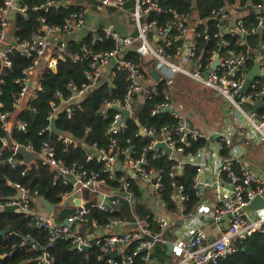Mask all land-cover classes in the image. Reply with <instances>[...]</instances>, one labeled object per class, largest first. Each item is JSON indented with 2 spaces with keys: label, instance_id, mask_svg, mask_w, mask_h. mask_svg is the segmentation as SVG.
Listing matches in <instances>:
<instances>
[{
  "label": "built area",
  "instance_id": "obj_1",
  "mask_svg": "<svg viewBox=\"0 0 264 264\" xmlns=\"http://www.w3.org/2000/svg\"><path fill=\"white\" fill-rule=\"evenodd\" d=\"M19 1L4 0L0 6V83L5 71L11 67L12 53L30 61L22 70L21 76L15 80L19 93L14 99V108H22L25 103L37 97L42 90L40 82L36 79L38 71L45 68L56 72L59 59L69 58L75 64L86 65L83 73L87 81L79 85L69 83L68 98L57 94L60 102L51 103L49 123L41 131L48 133L49 138L42 142L39 151L31 145L14 143L11 136L12 124L6 121L8 114L0 112L4 133L0 142L2 148L11 146L13 152L7 160L10 167L18 166L19 163L13 156L22 148L38 157V162L53 172L54 179L61 180L65 185L71 184V192L62 194L58 204L59 207L74 210L64 220L68 223L56 224L53 218L55 207L51 215L47 214L42 208L41 199L30 196L27 189L17 184L12 186L15 188V194L21 192V199H1L0 210L15 208L17 212L29 218L34 227L46 231L49 238L46 247H51L58 239H66L78 252L97 247L108 256L110 252L116 251L117 257H125L122 264H131L133 257L138 255L141 256L143 264H151L154 247L167 243L172 244L170 254L176 258L174 264H214L219 259L233 254L237 242H242L255 232H264V206L257 210L248 209V205L257 196L263 195L264 180L261 175L264 174V167L256 173L244 163L256 147L260 144L264 146V54L258 53L256 48H251L245 40L249 35L258 34L259 28H263L264 33V0H260L258 4H253V0L242 4L236 0L213 9L211 17L217 21L213 36L217 39V45L224 51L220 54L218 50L206 58L196 56L195 37L203 35L207 38V31L203 28L201 34L195 32L194 36H189L190 31L194 30L193 24L200 23L197 16L194 13H178L173 8H164L162 3L166 0H83L78 10L72 7L73 10L61 25L48 26L42 20V32L34 33L30 39L22 41L12 36L10 24L16 12L22 13L25 18L28 17L27 7L20 6ZM73 2L74 0H43L40 7L44 10L56 7L69 11ZM249 6L257 11L256 26L245 28L239 17L233 26L227 24L230 15H237L240 9ZM107 11L123 16L131 33L121 34L112 27L100 26L88 31L90 40L87 43L80 41L78 51L71 53L64 39L66 35L84 30L91 14ZM161 16L166 18L161 21L158 19ZM229 37H237L235 44L240 50L231 48ZM104 40H109L111 49L94 51L93 48ZM130 53L135 54L141 63L130 60ZM252 57H255L253 65H257L258 73L244 90L246 74L253 67L248 66V60ZM215 60L218 62L214 68ZM118 73L125 75V92L121 98L104 100L100 109L104 118L107 110H115L107 130L108 135L118 134L126 127L129 118L137 120L136 116H133L134 102L139 99L150 100L155 93L158 95V84L162 87L159 102L151 114L167 113L175 119V124L165 125L157 130L140 128L139 135L150 140L139 151L135 150V146L126 149L113 146L108 149L94 148L87 160L94 158L100 163L107 178H102L95 172H87L82 166L67 167L56 158L52 136L57 133L50 128V121L56 120L61 110L68 109L86 92L98 87L103 81L113 79ZM152 73L159 76L157 81ZM179 76L210 91L216 99L224 103L222 110L225 115L218 123L209 122L205 118L206 114L201 112L184 113V106L174 97ZM259 101L263 105L255 111L245 106H256ZM204 103L205 109L209 110V102ZM1 108L3 105L0 101ZM71 111L70 108L67 110V118L70 117ZM124 112L128 113V117H123ZM16 128L24 132L25 124H17ZM57 135L60 136L58 139H61V135ZM63 140L71 143L67 138ZM198 140H204L206 146L193 153L186 151ZM158 144H162L169 152L165 148L157 147ZM262 151L264 152V149ZM160 158L171 162L170 178L176 173H181L185 165L197 168L192 187L200 201L194 212L183 214V205L187 200L184 187L172 183V198L178 207V215L175 217L184 219L178 221L176 226L167 218V215L173 214L165 209L166 217L154 213L151 219L110 218L104 227H98L94 222L97 228H121V233L95 235L80 232L83 224L87 222L90 209L96 208L109 213L122 203H134V194L130 189L132 181L139 187L140 201L164 207L161 203L164 167L157 168L152 165V161ZM118 170L124 174L117 178V187L110 186L107 180L115 179ZM210 188L218 190L217 202L212 204L207 202L204 194L205 190ZM85 192L97 197L95 204L87 201ZM100 194L102 200L98 202ZM33 202H36V205L40 203L43 212H38L37 207L33 208ZM209 219L220 231L219 236L210 241L204 226L205 221ZM151 222L159 228L158 233L151 228ZM167 231L173 234L172 240L164 236ZM132 243H135V248L130 254L129 246ZM31 246L36 249L34 244ZM0 258H4V255H0ZM36 260L40 264H52L46 253H42ZM108 262L115 264L114 259L110 257Z\"/></svg>",
  "mask_w": 264,
  "mask_h": 264
},
{
  "label": "trees",
  "instance_id": "obj_2",
  "mask_svg": "<svg viewBox=\"0 0 264 264\" xmlns=\"http://www.w3.org/2000/svg\"><path fill=\"white\" fill-rule=\"evenodd\" d=\"M60 1V0H57ZM236 0H196L195 5L191 4V0H166L162 3L164 8H173L178 13H194L197 16L199 24H193L194 31L200 33L202 29L207 31L208 37L203 35L195 37L196 40V56L208 57L211 53L220 50L217 45V39L213 34L216 32L217 21L212 18L211 11L217 9L224 4H231ZM244 3L247 0H239ZM4 0H0L2 6ZM43 0H20V6L27 7V18L20 12H16L13 19L10 21L11 34L18 41L30 39L34 33L42 32V20L48 26L61 25L69 12L78 10L79 4L83 0H74V4L70 6L67 11L63 8L52 7L44 10L40 7ZM260 0H253V4H258ZM76 4V5H75ZM73 7V8H72ZM241 19L243 25L247 29L256 26L257 11L251 6L246 9H240ZM165 16L158 17L159 20L165 19ZM264 25V21H263ZM201 34V33H200ZM237 37H229L231 48L240 50L235 42ZM89 38H84L81 42L87 43ZM247 45L251 48H256L258 53L264 54V33L261 37L262 47L258 46L259 37L257 34L249 35L245 38ZM80 42L69 40L67 42L68 50L72 52L78 51ZM109 40H104L97 44L93 50H109L111 49ZM11 67L7 69L0 83V101L3 108L1 113L8 114L6 121L12 124V141L18 145H31L36 151L40 150L43 141H46L49 136L48 133L41 132L48 125V115L51 111V103H59L60 98L57 96L60 93L63 98L70 96L69 83L74 82L79 85L81 82H86L84 70L86 65H78L73 63L69 58L65 60H58L56 72H51L45 68L38 71L36 79L40 82L42 90L37 94V97L25 103L22 108H14V99L19 93V87L15 83L22 73V70L30 63L28 59L21 58L17 54L10 55ZM130 60L135 63H141L138 57L130 53ZM255 57L248 60V66L251 67ZM144 65L147 63H143ZM194 84V83H193ZM158 95L155 93L150 100L141 99L134 102L133 116L126 121V127L118 134L108 135L107 130L112 120L115 110H107L104 115L101 113V105L104 100H113L121 98L127 87L125 75L118 73L113 79L103 81L98 87L86 92L79 100L72 104L69 108L71 115L67 118V110H61L56 117V127L61 132L60 136L55 134L52 136V143L55 149L56 158L64 162L67 167L82 166L87 172H95L102 178H107V175L102 172L101 164L94 158L87 160V156L91 154L94 148L108 149L110 146L119 149H126L129 146H135V150L139 151L145 144L149 143V138H143L139 135L140 128H154L159 129L165 125H174L175 119L167 113H158L152 115V109L159 102V93L161 86L158 84ZM202 88V87H201ZM194 90V89H192ZM189 99H194L190 94ZM264 100V98H263ZM24 123V132L17 129V124ZM2 121L0 120V140L3 136ZM71 140V143L65 142L63 139ZM113 141V142H112ZM206 146L204 140L193 142L191 147L186 151L196 152L197 150ZM11 146L2 148L0 142V200L13 197L15 195V188L13 184L27 189L28 194L34 198L39 197L45 199L55 206L54 222L62 224L64 220L74 212L72 208L59 207L61 195L69 193L72 190L71 184H63L61 180L54 179L53 172L46 166L41 165L38 161L25 163L20 155L14 154L18 166L11 168L7 160L12 155ZM152 165L164 167L162 180L164 183V190L161 196V203L165 209L177 216L178 207L175 200H173L174 185H183L184 194L187 197L183 205V214L188 215L194 212L200 198L195 195L193 189V178L197 173V168L190 165H185L181 173H176L172 178L169 177L171 162L165 158H160L152 161ZM124 174L123 171L116 172L115 179H108L107 183L110 186L117 187V178ZM224 177V176H223ZM9 183L11 185H9ZM130 189L134 194V203H122L114 207L113 212H101L96 208L89 211L87 222L83 224L80 229L81 233L94 234L95 223L98 227H104L110 218H119L123 220L137 218H149L154 216L153 206L147 202L140 201L141 193L139 187L132 181ZM85 192V198L91 204H95L97 197ZM33 208L38 212H43L40 203H32ZM151 228L154 232H159L156 224L151 222ZM6 227H10V232L4 236H0V264H40L37 258L46 253L50 258L52 264H111L108 262L109 257L103 254L99 248L90 247L84 252L75 250L69 240L58 239L51 247H46L49 238L46 231L34 227L29 218L24 214L19 213L14 208H4L0 210V231ZM166 238H171V232L167 231L164 235ZM32 244L36 249L32 248ZM236 251L222 259H219L214 264H264V232H255L251 236L244 239L242 242L235 244ZM135 248V243L129 246V253L131 254ZM140 255L133 257L131 264H143ZM166 253L165 244H157L151 254V261L155 259L158 263L174 264L176 258ZM125 259L123 256H118L114 259L115 264H122Z\"/></svg>",
  "mask_w": 264,
  "mask_h": 264
},
{
  "label": "crops",
  "instance_id": "obj_3",
  "mask_svg": "<svg viewBox=\"0 0 264 264\" xmlns=\"http://www.w3.org/2000/svg\"><path fill=\"white\" fill-rule=\"evenodd\" d=\"M237 17L241 18V14L239 12L237 15L236 14L230 15V17L227 20V24L229 26H233L237 20ZM100 26L112 27L121 34H130L131 33V30H130L126 20L123 18V16H121L120 14H114V13H112V11H107V13H102V14H98V13L91 14L89 16V18L87 19L86 27L84 30H80L79 32H75L73 34H68V35H66V37L64 39L66 40V42H68L69 40L74 41V42H80V41L84 40V38H86V37L89 38L88 31H90L91 29H97ZM194 34H195V31L192 30V31H190L189 36H194ZM258 46H259V43H258ZM109 69H110V67L107 68V70H109ZM183 80H185V79L180 78L178 80V83L176 84V86L177 85H180V86L185 85L182 83ZM187 81H189V80H187ZM192 84H193V82H192ZM193 86L197 87L199 85L193 84ZM199 87H201V86H199ZM139 100H141V99H139ZM257 148L258 147H256L254 150H257ZM251 153H253V152H251ZM250 162H251V166H249V168L251 170H253L254 172H257V170L261 171L262 167H264V162L263 163L258 162L257 158L255 160L253 159ZM204 194H205V198H206L207 202H209V204L217 202L218 190L210 188V189L205 190ZM153 212L161 214L162 216L166 217V210L164 207L153 205ZM167 218L169 221H171V224L174 226L177 225L178 221L184 220L183 218H178V217H175L172 215H167ZM204 226H205L206 233L208 234L209 241L216 239L219 236L220 231L217 229V227L212 223V221L210 219L205 221ZM221 227H223V225ZM121 231H122V229L118 228V227H113L110 229L95 228L94 234L95 235H109V234L121 233ZM172 238H173V234L171 236V240H172ZM172 260H174V257ZM151 264H168V263H158L154 259L151 262Z\"/></svg>",
  "mask_w": 264,
  "mask_h": 264
},
{
  "label": "rangeland",
  "instance_id": "obj_4",
  "mask_svg": "<svg viewBox=\"0 0 264 264\" xmlns=\"http://www.w3.org/2000/svg\"><path fill=\"white\" fill-rule=\"evenodd\" d=\"M180 78L185 79L182 81V83L185 85L175 86L174 97H177V99H179L178 103L184 106L185 108L184 113H188V112H192V113L199 112L200 113L201 112L202 114L203 113L206 114L205 118L209 120V122L218 123L219 119L225 115L222 110L224 103L221 100L216 99L210 91L203 89L199 86L194 87L190 80L187 81L188 79L186 78H183V77H180ZM178 80L176 84L178 83ZM190 94L194 96V99L188 98ZM205 101H208L210 104L209 110L205 109V105H204ZM263 149H264V146L260 144L257 150H254L253 153H249V155L247 156V160H245L244 163L247 166H251L250 161H252L253 159L255 160L256 158L258 162L263 163L264 162V153L262 152Z\"/></svg>",
  "mask_w": 264,
  "mask_h": 264
},
{
  "label": "water",
  "instance_id": "obj_5",
  "mask_svg": "<svg viewBox=\"0 0 264 264\" xmlns=\"http://www.w3.org/2000/svg\"><path fill=\"white\" fill-rule=\"evenodd\" d=\"M195 2L196 0H192V4L195 5ZM263 35V28H259L258 29V37H259V46L261 47L262 45V41H261V37ZM218 60H215L214 61V64H213V67L215 68L216 64H217ZM258 71H257V65L254 64L252 69L246 74V81H245V85H244V90L247 89V87L249 86L250 82L254 79V77L257 75ZM154 74V73H152ZM159 76L154 74V80H158ZM262 102L259 101L257 103L256 106H252L250 104H245V106L248 108V109H251L252 111H255L257 109V107H262ZM123 117L126 118L128 117V113L127 112H124L123 113ZM50 128L52 129L53 132L57 133V134H61V132L57 129L56 127V120L55 119H52L50 121ZM215 138H217L215 136ZM157 147H160V148H165L162 144H158ZM167 150V152H169V150L167 148H165ZM17 154L20 155L23 159V161L25 163H30L32 161H39V158L34 156L33 154H31L30 152L20 148L17 150ZM128 173L130 174L131 172L128 171ZM256 173H259V171L257 170ZM261 177L263 178L264 180V174L261 175ZM69 179L73 182L72 178L69 177ZM22 197V194L21 192H16V194L12 197L13 199L15 200H19L21 199ZM30 199V198H29ZM102 200V194H100L98 196V202H100ZM41 205H42V208L43 210L51 215L53 213V210H54V204L50 203L49 201L45 200V199H41ZM264 206V192H263V195L262 197L261 196H257L249 205H248V209H261L262 207ZM65 224L68 223V221H64ZM10 227H6L4 230L0 231V236H4L6 235L7 233L10 232ZM171 248H172V244L171 243H167L166 244V253L167 254H170L171 253ZM108 256L111 258V259H115L117 257V252L116 251H113V252H110L108 254Z\"/></svg>",
  "mask_w": 264,
  "mask_h": 264
}]
</instances>
